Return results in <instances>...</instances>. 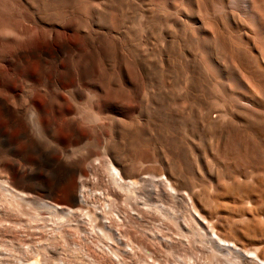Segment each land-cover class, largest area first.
<instances>
[{
    "label": "bare ground",
    "instance_id": "6f19581e",
    "mask_svg": "<svg viewBox=\"0 0 264 264\" xmlns=\"http://www.w3.org/2000/svg\"><path fill=\"white\" fill-rule=\"evenodd\" d=\"M0 9L15 10L0 20V178L10 197L54 205L64 189L71 205H86L83 170L103 157L99 195L144 205L137 219L154 203L190 205L199 217L221 193L242 202L244 189L264 193L247 170L264 163V0H0ZM31 66L51 82L41 107L32 90L20 94ZM108 89L120 93L110 96L116 111L99 104ZM15 125L23 151L9 138ZM212 242L231 241L215 233Z\"/></svg>",
    "mask_w": 264,
    "mask_h": 264
},
{
    "label": "rangeland",
    "instance_id": "374dc122",
    "mask_svg": "<svg viewBox=\"0 0 264 264\" xmlns=\"http://www.w3.org/2000/svg\"><path fill=\"white\" fill-rule=\"evenodd\" d=\"M9 18L15 20V10L0 9V20ZM30 72L34 76L22 84L23 92L20 94L24 96L32 90L33 103L41 107L46 103L44 91H47V85L50 90L51 84L36 66H31ZM111 91L108 89L99 99V104L116 111L119 104L111 101L110 96L120 93ZM233 92L232 98L241 92V88L234 86ZM50 104L55 116L58 114L56 104L53 101ZM58 128L59 143L69 146L67 132ZM10 130L11 141H17V147L24 149L19 136L20 125ZM243 134L239 133V136ZM41 138L44 141L49 139L45 134ZM22 151L13 157L17 162ZM245 157L252 158L249 155ZM25 159L31 161L33 156L25 153ZM96 161L93 171L87 167L83 170L87 191L90 190L86 205H71L64 189L55 194L54 205H39L31 201L24 205L10 197L5 180L0 178V205L9 206L5 208L6 212L0 211V264H27L35 259L40 264H223L239 259L240 264H264V193L260 188L255 191L244 189L243 194L249 197L246 202L240 201V192L221 193L219 199L213 198V211L211 205H199V217L190 205L154 203L151 210H147L150 211L148 216L142 215L137 219L136 213L144 211V205H107V199L99 195L109 172L106 158ZM251 162L247 170L254 182H260L264 179V163ZM198 219H204L207 226ZM240 225L260 230L247 235L241 232ZM215 233L229 238L230 247L219 249L212 242Z\"/></svg>",
    "mask_w": 264,
    "mask_h": 264
}]
</instances>
